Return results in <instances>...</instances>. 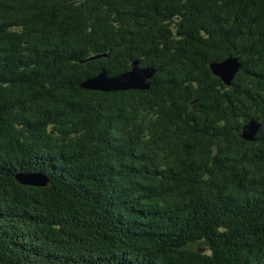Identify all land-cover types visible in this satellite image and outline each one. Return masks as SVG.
Returning <instances> with one entry per match:
<instances>
[{
	"label": "trees",
	"instance_id": "obj_1",
	"mask_svg": "<svg viewBox=\"0 0 264 264\" xmlns=\"http://www.w3.org/2000/svg\"><path fill=\"white\" fill-rule=\"evenodd\" d=\"M0 264H264V0H0Z\"/></svg>",
	"mask_w": 264,
	"mask_h": 264
},
{
	"label": "water",
	"instance_id": "obj_2",
	"mask_svg": "<svg viewBox=\"0 0 264 264\" xmlns=\"http://www.w3.org/2000/svg\"><path fill=\"white\" fill-rule=\"evenodd\" d=\"M132 69L119 75L117 77H107L105 73H100L90 79H86L81 87L90 91L98 92H115V91H127V90H146L149 88L147 81L152 77V69H141L137 67V63L134 62L131 65ZM210 68L214 75L221 77L224 81L228 82L241 68L238 63L237 57L227 58L220 63L210 64ZM258 128V123L250 121L246 126L243 127L242 137L246 140L253 141V135ZM16 180L21 185L30 187L45 188L49 185L48 179L41 174H26L19 175Z\"/></svg>",
	"mask_w": 264,
	"mask_h": 264
},
{
	"label": "rangeland",
	"instance_id": "obj_3",
	"mask_svg": "<svg viewBox=\"0 0 264 264\" xmlns=\"http://www.w3.org/2000/svg\"><path fill=\"white\" fill-rule=\"evenodd\" d=\"M192 247L195 248V249H198V246L196 244H194Z\"/></svg>",
	"mask_w": 264,
	"mask_h": 264
}]
</instances>
